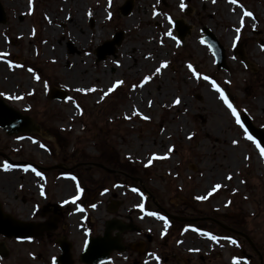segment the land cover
I'll use <instances>...</instances> for the list:
<instances>
[{"label":"rangeland","instance_id":"rangeland-1","mask_svg":"<svg viewBox=\"0 0 264 264\" xmlns=\"http://www.w3.org/2000/svg\"><path fill=\"white\" fill-rule=\"evenodd\" d=\"M0 1L6 11L0 23V98L40 126L12 135L0 128L6 214L32 222L45 203L59 202L75 264H84L79 256L85 227L102 232L113 201L119 202L114 215H131L140 231L125 236L129 252L117 251L105 264H264V147L236 122L247 113L264 128V0H134L128 15L121 11L126 0ZM77 17L85 31L80 44L71 36ZM176 20L189 26L183 41ZM204 27L224 46L227 69L218 68L202 42ZM119 32L123 39L115 54L97 60L98 48ZM162 63L166 67L154 74ZM79 65L83 74L75 72ZM145 76L152 78L139 86ZM117 81L122 83L105 96ZM60 89L66 98L49 96ZM154 154L166 158L149 164ZM6 156L37 166L14 164ZM4 163L12 167L4 171ZM55 165L63 167L50 169ZM216 184L221 187L207 199H196ZM77 188L86 189V213L70 196ZM144 188L172 214L197 219H170ZM219 223L248 235L253 245ZM0 242L9 250L0 264H55L62 254L55 236L0 235Z\"/></svg>","mask_w":264,"mask_h":264},{"label":"water","instance_id":"water-1","mask_svg":"<svg viewBox=\"0 0 264 264\" xmlns=\"http://www.w3.org/2000/svg\"><path fill=\"white\" fill-rule=\"evenodd\" d=\"M134 6V0H126V2L121 7V11L124 15L131 13ZM6 22V11L2 2L0 1V23ZM174 27L178 33L180 40H184L186 34L190 31L189 26L186 25L182 20H176L174 22ZM204 36L202 37V42L207 44L211 49L216 64L219 69H227L226 61V51L224 46L220 43L217 37L206 27L202 29ZM123 39V33H116L113 38L109 41L103 43L97 50V60H102L106 58L107 55H114L117 50V45H120ZM241 54L242 52L236 50V54ZM51 98L64 99L67 97L66 91L60 89L56 94L53 91L50 92ZM240 120L248 133L256 138L260 145L264 147V128L257 127L251 120L248 114L243 113L240 115ZM0 127L4 129L9 135L17 134L19 132H32L39 131L40 126L33 120L32 117L25 115L9 105L4 99L0 98ZM105 168L108 171H113L103 164H96ZM59 167L58 165L52 168ZM154 200V199H153ZM118 203H114L111 206V210L117 208ZM159 206V204L157 203ZM165 213L172 219L178 221H191L197 218L183 217L171 214L166 209H163ZM226 229L240 233L235 229L226 226L223 223H219ZM52 227H46L44 224H36L31 222H24L15 219L12 215L4 214L0 206V234L6 237H36L43 233L44 230H49ZM138 228L131 222H124L118 218H111L106 221V226L103 235L88 237L86 243L83 247L80 259L86 264H101L109 261L111 252L115 250L124 251L125 246L121 241L120 234L126 230L134 231ZM116 230V234L113 235L112 232ZM242 234V233H240ZM252 244L250 238L243 234ZM253 245V244H252ZM62 254L56 259L58 264H74V258L71 252V244L68 241L62 243L61 246ZM0 255L6 257L8 255V250L6 249L4 243H0Z\"/></svg>","mask_w":264,"mask_h":264},{"label":"flooded vegetation","instance_id":"flooded-vegetation-1","mask_svg":"<svg viewBox=\"0 0 264 264\" xmlns=\"http://www.w3.org/2000/svg\"><path fill=\"white\" fill-rule=\"evenodd\" d=\"M28 163L32 166H37V164L30 163V162H28ZM86 194H87L86 189H81V191L74 193V195L73 194L70 195L73 197V200L75 202H77L78 205H80V207L83 210V213H86V207L89 205V203L85 202ZM76 195H78V196L76 197ZM0 206L2 208L3 213L6 214L4 212L5 211L4 206L1 202H0ZM95 206H96V209L99 210V203L98 202H95ZM64 212H65V210L59 202L56 204L53 202H47L42 207H40L38 210V213H40L39 214L40 219L32 221L33 223L44 224V226H46V227H52L49 230L44 231V233L38 238H45L46 239V238H54V236H55V239L58 243V247H59L60 251H61L62 243L67 241L65 238L64 232L62 230L64 228V223H62L63 222L62 217L64 215ZM7 214L12 215L15 219H17L12 213H10V214L7 213ZM112 216H116V217L124 220L125 222H129L131 220H134L131 217V215H125L123 217L120 215H112ZM104 227H105V222H104V226H103V231H104ZM85 230H86V234H88V235H95L96 236V235L103 234V231L100 233L93 234V232H91L90 229L87 230L86 227H85ZM139 231H140V227L136 231L126 230L120 234L122 242L125 246L126 252H129L130 251L129 249H131V246H130L131 242L129 240H125V236H127L131 233H134V232H139Z\"/></svg>","mask_w":264,"mask_h":264},{"label":"snow or ice","instance_id":"snow-or-ice-1","mask_svg":"<svg viewBox=\"0 0 264 264\" xmlns=\"http://www.w3.org/2000/svg\"><path fill=\"white\" fill-rule=\"evenodd\" d=\"M236 2H237V0H229V3H236ZM31 3H32V0H29V5H31ZM180 6H181V8H183V7H184L183 3H181ZM241 7H242V6H241ZM243 15L246 16V17H251L253 14H252L250 11H244V12H243ZM237 31H239V29H237ZM163 67H166V64L162 63V64L160 65V67H157V68L155 69V73H154V74H159L160 71H161V68H163ZM188 67H189L190 70H192V66H191V65H189ZM29 71H32V70L29 69ZM193 74H196V73L193 72ZM151 78H152L151 76H145V77L143 78V80L141 81V83H140L139 86H143V84L147 83ZM203 79H205V80H209V77L204 76ZM121 83H122L121 81H117L112 87H110V88L108 89V92H105V93H104V95H105V96L108 95L109 92H112V91H113L117 86H119ZM212 86H213V88H214L217 92H220V99L224 102V104L227 106V108L231 111L232 115H233V116H236V115H237V111H236V109L233 107V105H232L231 103H229V101H228L227 97L224 95V93L221 92V90H220L218 87H216V85H215L214 82H212ZM90 90H91V89H90ZM179 102H180V101H179V98H177V99L174 101V103H176V104H178ZM133 114H134V115H137V116H141V114H140L138 111H135V110H134ZM126 118H128V117H126ZM141 118H143V119H145V120L149 119V117L146 116V115H145V116H142ZM236 122H237V124L240 123L239 118H237ZM246 135H247V134H246ZM189 138H191V135H189ZM247 139L251 140L252 137H251V136H247ZM253 142L255 143V141H253ZM236 143H237V142L234 140V141H233V144H236ZM41 147H43V145H41ZM257 147H259V145H257ZM171 150H172V149H169V151H171ZM260 154H261V156H264V148H261V149H260ZM161 158H166V157H157V156H155V154H154V155L152 156V158L149 159L148 163L151 164L152 159H161ZM11 167H12V165L7 164V163H4V165H3V170H4V171H8ZM31 170L34 171V172L36 171L35 169H31ZM24 171H25V172L29 171V168L25 167V168H24ZM36 175H37V176H40L41 174H40L39 172H36ZM227 178H228V179H231V177H227ZM73 179H74V178H73ZM220 187H221L220 184H216V185H214V186L212 187L211 191H210L206 196H197L196 199H198V200L207 199L208 196L212 195V193L215 192L216 190H218ZM77 191L79 192V191H81V190H80L79 188H77ZM133 191H135V189H133ZM43 194H44V193H43V190H41V195H43ZM73 202H74V200H73ZM92 207H95V205H93ZM81 211H83V210L81 209ZM149 215H156V214H155V213H149ZM157 218H158V219H164L163 217H160V216H157ZM165 224H167L166 221H165ZM202 234H203V235H209V234H207V233H202ZM209 239L215 240V239H217V238L214 237V236H210V235H209ZM230 242H231L232 244H236V241H234V240H232V241H230ZM53 259H54V258H53ZM158 260H159V258H157V261H158Z\"/></svg>","mask_w":264,"mask_h":264},{"label":"bare ground","instance_id":"bare-ground-1","mask_svg":"<svg viewBox=\"0 0 264 264\" xmlns=\"http://www.w3.org/2000/svg\"><path fill=\"white\" fill-rule=\"evenodd\" d=\"M74 25H75V30H73V32H72V38L78 43V44H80V43H82L83 42V40L85 39V31H84V29H83V21L80 19V18H76L74 21H73V24L71 25V26H73L74 27ZM76 29H79L80 30V32L81 33H78V31H76ZM50 32L51 33H55V29H54V27L53 28H51L50 29ZM57 48V47H56ZM145 55H146V57H149L146 53H145ZM145 64L147 63L146 61L144 62ZM83 71H84V69H83V67H81L80 65L77 67V69H76V73L78 74L79 72H82V74H83ZM207 96V98H208V100H211L212 99V97H213V95H206ZM212 96V97H211Z\"/></svg>","mask_w":264,"mask_h":264}]
</instances>
